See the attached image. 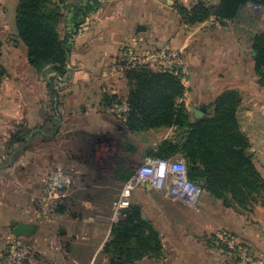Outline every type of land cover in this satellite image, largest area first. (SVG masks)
I'll use <instances>...</instances> for the list:
<instances>
[{"label":"crops","instance_id":"1","mask_svg":"<svg viewBox=\"0 0 264 264\" xmlns=\"http://www.w3.org/2000/svg\"><path fill=\"white\" fill-rule=\"evenodd\" d=\"M17 1L0 0V139L8 136L4 129L10 123L25 120L34 125L40 121L39 117L35 120L34 91L29 86L26 87L22 79L26 76L27 81H35V76L43 75L44 80L39 82L42 84L43 104L42 111L39 107L38 113L43 116L45 129L37 130L36 133L49 142L63 137L68 140L77 139L79 146H59L57 151L65 164L79 172L74 181L76 186L83 189L96 187V181L107 177L101 172L104 169L101 164L105 161L104 157L99 156L98 160L94 157L100 147H104L107 159L113 155L107 145L114 140L116 131L123 130L122 125L118 126L115 121L120 122L126 111L117 104L108 106L103 100L106 95L121 93L124 101L127 95L124 76L116 72L112 58L118 55V45L136 38L142 41L144 49L171 48L179 53L183 61L180 69L185 86L183 101L188 111L197 101L205 106L210 104L225 89L239 92L241 104L238 108V120L242 132L249 140L247 153L264 179V86L258 84L254 73L251 37L245 41L240 38L237 33L238 21H227L224 25H219L215 20L209 19L193 26H185L180 23L173 5L180 3L189 7L193 0H98V9L89 15L74 37L68 76L62 82L54 78L49 87L47 73L38 74L28 64L26 48L16 38L14 18ZM209 1L216 4L219 0ZM252 9L250 5L245 6L240 16L248 18V12ZM254 22L256 29L264 30V10L262 17L256 18ZM253 33L254 31L250 36ZM50 75L53 77V74ZM189 91L204 94H197L190 100L186 97ZM19 93L26 95L29 102L25 103ZM27 106L31 109L25 114L22 110ZM241 110L250 116L246 117L249 128L240 120ZM250 128L253 132L248 131ZM160 130H164L165 135L157 140L154 147L171 134V129ZM106 162L109 164L108 160ZM122 162H114L111 166L113 172L124 165ZM12 195L11 193L10 196ZM2 196L0 192V253L3 249L1 234L4 228L12 229L19 221L31 223L24 219L16 220L18 206L15 201L14 209H4ZM64 196L61 194L60 198L63 199V204H67L68 200ZM196 209L206 210L207 220L200 228L201 234L225 231L254 254L255 264H264V204L256 205L251 213L241 215L223 207L220 200L205 193ZM57 215L59 220L70 223L75 219L74 213L67 212L66 209ZM75 217L81 219L78 224L82 228L60 229L62 244L49 245L45 250L48 256L55 258L52 264H95L97 256L101 257L100 264H107L101 250L109 237L112 221L98 227L93 222L96 215L76 214ZM43 231L36 225L34 233L21 238L26 239L34 234L43 235L51 242L55 235ZM58 250L64 254L69 251H85L88 252V257L84 261L69 258L65 261L57 258L60 254ZM174 250V258H143L135 264H233L227 251L210 248L193 238ZM32 262L35 264L36 261ZM39 263L41 262L36 264Z\"/></svg>","mask_w":264,"mask_h":264},{"label":"trees","instance_id":"2","mask_svg":"<svg viewBox=\"0 0 264 264\" xmlns=\"http://www.w3.org/2000/svg\"><path fill=\"white\" fill-rule=\"evenodd\" d=\"M255 5L264 10V0H193L189 7L174 3L180 23L193 26L213 19L219 25L235 21L243 8ZM99 7L98 0H18L14 24L16 38L26 48L28 64L37 73H52L62 82L68 76L71 42L90 14ZM69 16L63 33L60 24ZM254 73L264 86V31L251 38ZM127 109L120 121L126 137L150 130L171 129V134L151 150L149 157H181L187 178L202 186L203 192L220 200L222 206L238 214H249L264 204V179L248 155V137L238 120L241 96L234 89L221 91L204 106L203 116L193 119L183 101L185 86L181 71H156L147 65L124 70ZM106 105L119 104L117 95H106ZM13 139V137H12ZM128 150H132L129 146ZM116 173H125L122 165ZM66 203L56 212L65 211ZM138 205L130 204L121 217L112 222L101 253L107 264H135L143 258H158L163 248L158 232L142 219ZM215 239V238H214ZM228 251L225 245L218 247ZM237 263V261H236Z\"/></svg>","mask_w":264,"mask_h":264},{"label":"rangeland","instance_id":"3","mask_svg":"<svg viewBox=\"0 0 264 264\" xmlns=\"http://www.w3.org/2000/svg\"><path fill=\"white\" fill-rule=\"evenodd\" d=\"M262 10L260 7L252 9V11L248 12V18L242 14L243 16L239 15L236 19L238 21L237 33L242 40L245 41L248 37L252 38L255 33L264 31L261 28L256 29L254 27V24H256L254 20L262 17ZM68 18L69 16L60 24L59 28L61 33L65 31L68 25ZM252 31L254 33L250 36ZM73 40L71 42L72 51L74 50ZM117 47L119 48L118 55L112 58V65H114L117 73L123 74L129 63H148V60L142 57L145 55L146 49L143 48L141 40L132 38L131 41L120 44ZM156 60L153 61V64H157L158 61ZM166 65L163 63L161 68ZM155 67L158 69L160 66L156 65ZM50 74L52 73H47L48 78L52 76ZM35 77V81H27L25 76L22 81L26 87L29 86L34 91V95L36 96V102H34L36 104L34 106L35 120L39 117L40 121L38 120L37 123H34L35 126L30 122L27 123L25 120L6 125L4 131L8 136L0 139V192L3 195L4 209H11V207L14 209V201L17 203L18 213L16 220L24 219L28 222L35 223L40 230L49 231L55 237H51V242H49L47 236L43 235L38 236L34 234L26 239L14 237L10 232L11 227H6L1 234L3 249L0 253V261L5 257V246L9 242H18L31 247L30 261H36L35 264L38 261L41 262L39 264H52V260L55 258L48 256L45 250L49 245L60 246L62 244V237L59 234L60 229L69 228L73 230V228H82V225L78 224L81 219H77L75 217L76 214L79 216L96 215L97 217L93 219V222L97 223L98 227L106 224L108 221L114 222L115 215L112 210V203L118 197L122 185L126 181L125 176H127L125 173L116 174V171L113 172L111 166L114 162L117 163L119 160L121 162L123 161L124 168L127 170V173H130L128 174V178L131 177L139 164L145 158L149 157L146 155V152L151 150L157 140L165 134L164 130H157L126 137L125 131H116L117 134H115L114 140L110 141L109 145H107L113 155L107 159L105 152H103L104 147H100L99 152L97 151V155L94 157L95 160H98L99 156L104 157L105 161L103 163L101 162L104 169L101 172L107 178L96 181V187L94 188L83 189V187H78L74 184V181L75 177L79 175V172L65 164L61 160V154L57 150L59 146L73 148L79 146L77 145L79 141L77 142V139L68 140V138L63 137L57 139V141L49 142L44 140L42 135L36 133L38 132L37 130L45 129V124H43V116L38 113L42 111L41 107L43 104L42 84L39 82H42L44 76L37 75ZM24 90H26L25 87ZM21 94L19 93V95ZM197 94L204 93L189 91L186 93V97L193 100ZM115 95L121 101L117 106L122 107L123 95L121 93ZM22 96L23 101L28 103L29 101L26 100V95L24 96L22 94ZM203 106L205 104L197 101L196 104L193 103L189 107L188 112L193 119H195L194 111H200ZM39 107L40 111L38 109ZM30 109V106H27L22 111L27 114V111ZM186 109L188 110L187 107ZM248 116L242 110L239 112L240 120L244 124L246 123L245 126L249 128L248 121L246 120ZM115 123L121 126L119 121H115ZM33 126L34 128H32ZM33 129L36 131L34 132ZM254 130L255 127H253ZM248 131L253 132L251 128ZM54 143L56 144L55 146ZM129 146L132 148L131 151L128 150ZM107 160L109 164L106 162ZM11 193L13 194L12 196H10ZM61 194H64V197L68 200L65 207L67 212L74 213L73 217L75 219L72 223L57 218L56 210L59 205H63V199L60 198ZM202 195H205V192L199 196L194 205H185L173 202L164 192L155 191L147 185H142L132 192L130 199L131 205L135 204L141 208L144 219H147L151 226L158 232L161 244L164 245V250L158 258H174L176 254L174 248L177 249L178 245L186 244L192 238L193 240L203 242V244L210 248L216 249L220 244L224 245L222 242L214 239V234L217 231L212 234L200 233L202 224L207 220V215H205L206 210L196 209ZM214 205L217 206L216 204ZM57 252L60 253L57 258H63L65 261L69 259L84 261L88 257V252L85 251L74 253L69 251L67 254L62 253L60 250ZM181 256H183L182 253ZM229 256L231 257V262L235 264L237 261L235 257L231 254ZM252 256L255 260L254 254ZM100 258L99 256L95 258V264H100Z\"/></svg>","mask_w":264,"mask_h":264},{"label":"built area","instance_id":"4","mask_svg":"<svg viewBox=\"0 0 264 264\" xmlns=\"http://www.w3.org/2000/svg\"><path fill=\"white\" fill-rule=\"evenodd\" d=\"M250 6L253 9L258 8L255 5ZM142 57L146 58L148 63L133 62L129 63L126 68L147 64L153 70L176 73L183 65L179 53L171 48L146 49L145 55ZM154 60L158 61L157 64H153ZM163 63L167 65L161 68ZM156 65L160 67L157 69ZM122 107L126 110L127 104L125 100L122 102ZM142 185H147L155 191H162L173 202L185 205H194L203 192L200 184L194 183L187 178L185 164L181 157L177 156L170 159L147 157L139 164L133 175L123 183L118 197L113 201L114 221L118 220L122 211L130 206L132 192ZM214 238L227 247L228 254L235 257L237 264L256 263L252 253L227 232H216ZM4 252L5 257L2 258L0 264H34L30 261L31 247L27 245L9 242L5 246Z\"/></svg>","mask_w":264,"mask_h":264},{"label":"water","instance_id":"5","mask_svg":"<svg viewBox=\"0 0 264 264\" xmlns=\"http://www.w3.org/2000/svg\"><path fill=\"white\" fill-rule=\"evenodd\" d=\"M136 30L138 31L139 27H137ZM254 55H255V52L252 51V56H254ZM204 110H205V108L203 106L200 111H194L195 112V119L201 118ZM141 217H142V219H144L143 215ZM35 230H36V225H34L32 223H26V222L19 221L12 227L11 234L14 237H28L32 233H34Z\"/></svg>","mask_w":264,"mask_h":264}]
</instances>
